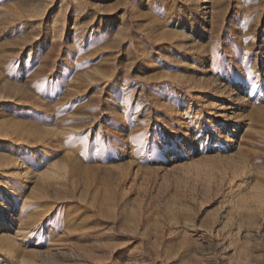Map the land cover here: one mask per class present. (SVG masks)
<instances>
[{"label": "rangeland", "instance_id": "rangeland-1", "mask_svg": "<svg viewBox=\"0 0 264 264\" xmlns=\"http://www.w3.org/2000/svg\"><path fill=\"white\" fill-rule=\"evenodd\" d=\"M0 264H264V0H0Z\"/></svg>", "mask_w": 264, "mask_h": 264}]
</instances>
